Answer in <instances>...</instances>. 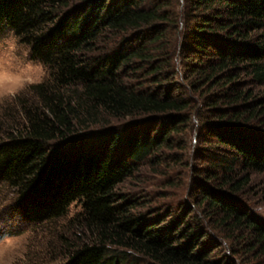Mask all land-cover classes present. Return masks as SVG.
<instances>
[{"label": "trees", "instance_id": "16d2710c", "mask_svg": "<svg viewBox=\"0 0 264 264\" xmlns=\"http://www.w3.org/2000/svg\"><path fill=\"white\" fill-rule=\"evenodd\" d=\"M7 32L47 68L0 130L20 220L66 223L45 264H235L189 206L146 221L119 193L145 167L169 182L193 129L195 209L264 260V225L237 198L264 174V0H0Z\"/></svg>", "mask_w": 264, "mask_h": 264}, {"label": "rangeland", "instance_id": "374dc122", "mask_svg": "<svg viewBox=\"0 0 264 264\" xmlns=\"http://www.w3.org/2000/svg\"><path fill=\"white\" fill-rule=\"evenodd\" d=\"M9 34L12 33L7 32L1 35L0 41L7 38ZM20 45L22 46L21 51L26 52L29 57V49L22 44ZM252 90L255 92L257 99L264 97V86L255 85ZM26 93H28L27 90L17 97ZM17 97L14 100L0 103V130L2 132L10 125L11 119L16 118ZM259 120L264 121V116ZM262 126L264 128V123ZM2 132H0V138L3 137ZM196 137L197 130L193 129L188 134L187 139L181 138L182 141L185 139L183 147L186 149L183 151L175 150L170 153L174 159L166 165L169 182L164 181V177L153 173L152 169L145 167L138 175L126 181L119 189V193L135 199L138 204L133 212L146 221L168 222L173 216L188 215L189 210L186 207L189 206L194 210L192 215H196L197 219L205 221V225L208 227V235L217 241V246L212 252L217 259L228 258L235 264H264L263 258L256 259L254 255L245 253L243 246H241L243 245L242 240L238 242L236 236H233L230 231L216 226L214 220L204 217L202 214L203 207H201V210L195 209L197 208L199 194L197 189H194L193 180L199 174L201 168V165L193 156L197 143ZM181 140L180 142L183 144ZM161 170H165V166H162ZM237 198L242 200L248 214L264 225V174L252 175L250 184L238 194ZM13 199L14 195L10 190L0 187V239L7 236V233H12L14 234L13 237H21L26 240L24 245L26 250L23 253L24 259L18 261V264H45L48 260H51L47 255H52V252L48 251L49 246L50 248L55 246L54 256L59 258L60 246L55 244L57 243V235L67 234L65 233V221H59L56 225H53L52 228L55 233L48 232L47 229L50 227L39 228L27 224L25 221L20 220L12 205ZM79 211V204L73 205L69 217Z\"/></svg>", "mask_w": 264, "mask_h": 264}, {"label": "clouds", "instance_id": "9594fccd", "mask_svg": "<svg viewBox=\"0 0 264 264\" xmlns=\"http://www.w3.org/2000/svg\"><path fill=\"white\" fill-rule=\"evenodd\" d=\"M19 38L9 34L0 41V103L14 100L26 90L44 82L46 66L22 52ZM22 241L17 244L16 242ZM26 240L5 236L0 239V264H18L24 259Z\"/></svg>", "mask_w": 264, "mask_h": 264}]
</instances>
